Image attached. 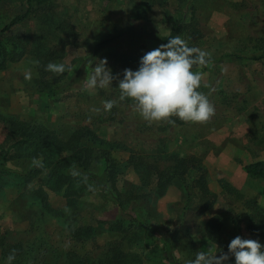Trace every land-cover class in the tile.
Segmentation results:
<instances>
[{
    "label": "rangeland",
    "instance_id": "rangeland-1",
    "mask_svg": "<svg viewBox=\"0 0 264 264\" xmlns=\"http://www.w3.org/2000/svg\"><path fill=\"white\" fill-rule=\"evenodd\" d=\"M26 1L0 0V27L23 12ZM108 19L116 25L131 22L132 28L139 26L145 32L94 56L85 65L81 90L50 94L49 86L72 79L97 41L109 35ZM62 20H69L79 33L76 46L58 29ZM21 25L33 51L0 69V115L41 124L63 138L89 126L102 139L126 146L111 151L114 182L122 200L137 197L136 214L146 227L128 229V222H123L127 232L117 229L120 213L115 192L91 187L79 197L77 207H68L63 188L56 189L55 177H49L54 154L47 156L40 174L25 181L14 171H24L41 158L34 156L32 146L9 148L13 141L8 125L0 119V165L4 155L7 159L5 168H0V264H6L13 250L12 264H68V252L77 264H96L107 257L113 244H120L132 264H174L165 258L167 243L176 264H190L197 252H227L238 235L264 245V237L248 229L252 216L263 221L260 212L255 214L244 204L251 200L264 210V177H251L244 170L245 164L264 159V58H249L264 50V0H52L46 8L36 6ZM176 29L188 45L210 56H242L224 57L193 70L202 74L199 91L215 107L214 116L205 123L177 117L171 118L174 124L148 123L131 100L119 99L123 70H137L140 58L162 44L155 34L168 35ZM34 51L54 53L48 64L63 63L71 70L63 74L46 70L41 77ZM101 59L116 78L106 89L88 90L91 62ZM28 72L31 79L25 78ZM41 79L48 82L39 85ZM108 101L113 103L110 109L105 108ZM83 140L84 146L106 147ZM133 153L143 160L138 168L128 162ZM187 156L197 158L207 188L217 194V202L202 213L194 210L201 199L197 193L186 205V190L179 180L173 179L162 190L157 186L155 170L170 168ZM145 165L155 170L148 173ZM94 168L99 173L102 162ZM197 175L189 169L185 183L192 184ZM221 181L241 196L225 193ZM214 215L222 222L220 241L205 232L207 220ZM87 227L91 230L72 237V229Z\"/></svg>",
    "mask_w": 264,
    "mask_h": 264
},
{
    "label": "trees",
    "instance_id": "trees-1",
    "mask_svg": "<svg viewBox=\"0 0 264 264\" xmlns=\"http://www.w3.org/2000/svg\"><path fill=\"white\" fill-rule=\"evenodd\" d=\"M51 2L52 0H27L25 10L11 17L0 27V69H4L9 63L16 62L32 53V41L26 31H21V24L30 17L36 6L46 8ZM127 23L116 25L111 19H108L106 24L102 23V25L105 24V26L109 28V35L97 41L93 47L92 53L84 60L82 66H80V68L75 72V76L72 79L59 85L49 86V93L55 96L60 92L69 89L81 90L83 88V82L86 75L85 65H87V63H89L94 56L98 55L107 47L116 46L128 41L129 37L132 35L145 32L139 29V26L132 28L130 25L131 22H129V24ZM58 29L62 31L68 39H70L72 46L77 45L79 33L69 20L60 21ZM178 32L179 29L170 32L168 35L155 34L154 38L162 44H166L167 40L177 36ZM188 46L193 48L190 45ZM36 56V68L42 77L46 72V66L49 60L54 58L55 55L54 53L52 55L50 53L44 54L36 52ZM224 57L242 58V56L237 53H225L220 57L210 56V61H217ZM249 58L251 60L264 58V50L249 56ZM198 66L199 65H194L192 71L198 68ZM46 82L48 81L41 79L38 83L39 85H42L44 83L46 84ZM0 119L8 125L9 138L13 141L9 148H14L19 144L32 146L34 156L36 158H41L39 162L31 165L24 171H14L18 175L25 178V181H31L38 174H40L44 170V162L47 159V156H49V154H54L55 161L53 162L51 169L52 173L49 177H55L53 185L56 189L63 188V196L65 197L66 205L68 207H71L72 209L77 207L79 197L83 194V192L91 187L96 188L98 191H109L111 194L112 192H115L113 194V198L117 202L116 204L120 213L119 219L116 223L117 229L127 232L126 228H123V222H128V229L146 227V224L143 223L136 214L135 206L137 204V197L132 201L131 197H126L125 200H122L114 182L116 164L111 151L114 148L126 149V146L117 141L109 142L102 139L89 126L76 129L67 138H63L57 132L48 129L41 124H31L25 120L8 118L3 115H0ZM83 139H88L93 144L106 147L92 148L84 146ZM6 160V156L4 155L0 168H5L4 166ZM101 162L103 164V168L99 173H97L94 166H97L98 163L101 164ZM128 162L134 168H138L144 164L143 160L138 157L136 153H133L130 156ZM153 168L155 170V167L152 165H145L143 170L149 173ZM189 169H193L198 172V175L193 180L192 184H187L184 180V174ZM244 170L251 177L263 178L264 159H259L245 164ZM155 171L158 175L157 186L159 190H162L168 183L172 182L173 179H177L181 182L187 194L186 205L190 202L193 195L197 193L201 199L199 204L194 208L196 212L202 213L217 202V194L209 191L207 188L205 182V171L200 166L196 157H183L170 168L165 170L156 169ZM221 188L227 194L237 197L241 196L228 182L221 181ZM244 204L253 210L255 209V214H259L260 212V219H263V221L259 223L257 222L256 217L252 216L248 224V229L263 238L264 210L258 209L256 204H253L251 200L245 201ZM110 228H112V225H110ZM221 229L222 222L217 215L210 217L205 224V232L207 236L214 241H220ZM90 230L91 228L89 227L84 228V230H78L75 228L71 230V234L73 238H78L81 235V231ZM119 245L120 244L111 245L107 250V257L97 261L96 264H132L129 261L130 259H128V255L122 251ZM164 254L165 258L169 262L176 264L175 259L170 254L169 243H167ZM67 260L68 264H77L70 252L67 253ZM229 264H234V258L230 259Z\"/></svg>",
    "mask_w": 264,
    "mask_h": 264
},
{
    "label": "clouds",
    "instance_id": "clouds-1",
    "mask_svg": "<svg viewBox=\"0 0 264 264\" xmlns=\"http://www.w3.org/2000/svg\"><path fill=\"white\" fill-rule=\"evenodd\" d=\"M210 54L191 48L179 36L167 40L166 44L146 52L139 60V67L133 71L123 70L118 82L121 101L129 99L141 118L148 123L167 121L175 123L172 117L191 123H205L215 114V107L208 97L200 92L202 74L192 71L194 65H207ZM92 74L86 79L88 90L106 89L112 86V70L104 59L93 60ZM46 70L63 74L68 69L63 63H49ZM31 79V72L26 73ZM113 106L111 101L105 108ZM227 252L215 254L197 252L190 264H264V245L258 240L236 236L228 244ZM220 253L217 255V253ZM15 253L8 255L6 264H12Z\"/></svg>",
    "mask_w": 264,
    "mask_h": 264
}]
</instances>
